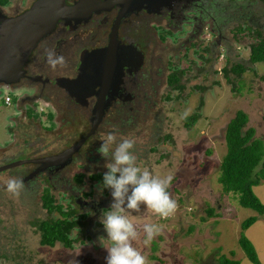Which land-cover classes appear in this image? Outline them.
I'll list each match as a JSON object with an SVG mask.
<instances>
[{"label":"rangeland","instance_id":"obj_1","mask_svg":"<svg viewBox=\"0 0 264 264\" xmlns=\"http://www.w3.org/2000/svg\"><path fill=\"white\" fill-rule=\"evenodd\" d=\"M219 1L227 4L230 0L214 2ZM234 1L242 2L245 8L240 10L242 16L264 32V2ZM224 12L230 15L229 20L222 19L227 21L222 27V39L218 34L208 32L206 27L190 39L188 32L191 29L185 30L186 25L181 30L173 28L176 32L170 33V38L172 36L174 40L166 43L167 49L159 47L156 53L161 58H153V80L150 82L155 83L159 79V84L155 85L151 104L146 109L134 111L129 126L117 127L118 139L135 141L138 167L148 169L155 177L173 176L168 188L177 205L173 215L162 219L144 206L139 212H125L140 233L133 244L145 256L147 264H215L221 256L235 259L238 264H252L237 242L241 221L252 215L257 218L243 230V234L253 245L260 264H264V211L257 215L255 211L240 206L235 199L236 194L223 193L216 180L225 152V125L236 110L243 111L247 116L244 128H253L254 137L260 138L264 144V62L250 64L247 61L248 42L252 36L242 31L234 38L231 27L236 23L231 20L235 18V13L231 9ZM205 24L212 26L208 19L203 21L202 26ZM176 35L179 39H175ZM215 36L221 42L217 41L213 52L207 54L203 47ZM226 56L230 63L239 61L247 68L239 76L227 72L230 82L223 78L221 72ZM173 69L183 71L180 75L183 88L180 90L172 89L165 82L166 74ZM2 89L0 87V144L9 139L7 129L17 128L20 119L15 114L17 98L14 92L9 91L11 101L6 106L1 100ZM193 112H197V120L190 128H185L182 117ZM34 136H28L26 132V135L17 137L16 142L23 147L21 142L31 143V146L25 144L27 152L32 147H45L53 142L40 129L35 130ZM94 141L95 144L90 142L89 145L100 144L98 138ZM55 145H63L60 135ZM19 157L21 155L17 154L11 161ZM64 176L68 178L67 174ZM7 180L0 175V264H106V247L111 241L99 222H93L88 229L91 242L87 240L82 245H74L73 249H61L59 243L53 248L39 245L38 233L26 218L32 213L44 216L39 208L40 200L38 196L28 200L5 194L4 183ZM61 188L55 189L59 191ZM86 188L87 184L81 189ZM252 191L264 204V179L253 186ZM54 199L64 206L63 198L55 196ZM208 209H212L211 214H207ZM53 215L57 216L55 212ZM97 218L101 220L102 217ZM145 224H153L160 229L147 243L143 233ZM93 227L102 229L91 234Z\"/></svg>","mask_w":264,"mask_h":264},{"label":"flooded vegetation","instance_id":"obj_2","mask_svg":"<svg viewBox=\"0 0 264 264\" xmlns=\"http://www.w3.org/2000/svg\"><path fill=\"white\" fill-rule=\"evenodd\" d=\"M35 1L0 0V39L8 38V41L12 35L22 40L21 34L29 37L30 32L35 30L29 21L21 26V34L16 30L9 33L5 22L27 12ZM209 1L216 4L215 0ZM77 2L81 3L79 11L56 18L52 26L34 40L22 61L21 75L7 84L0 82V87L4 88L2 103L10 105L9 91H13L17 98L15 114L20 116L18 127L7 129L9 139L0 144V175L7 179L23 180L24 189L19 196H15L17 199L32 200L38 196L40 200L45 190L53 199L55 196L63 198V208L74 210L73 217L77 221L69 232V237L74 241L69 247L58 241L52 246H44L53 248L59 243L61 249L69 250L87 240L91 242L88 229L93 222L101 223L97 216L103 217L110 211L112 197L102 185L107 161L97 152L102 143L99 139H103L106 133L119 132L117 127L129 126L133 112L146 109L151 104L152 93L159 84V79L156 84L150 82L153 80V58H161L156 53L159 47L167 49L166 43L174 40L172 36L170 38V33L176 32L173 28L181 30L186 25L185 30L192 31L196 14L209 13L205 0H165L153 6L133 1L119 3L117 0L63 1L66 6H73ZM241 3H232V12L243 11L245 8ZM228 4L222 6L227 9ZM222 11L225 13V10ZM225 14L226 18L230 15ZM208 16L206 19L212 25L216 15ZM207 25L204 27L208 32L218 30ZM112 31L114 39L109 44ZM174 37L179 39L178 35ZM48 52L62 57L63 63L50 66ZM154 73L157 74L156 71ZM107 78L109 82L106 84ZM101 91H104L102 98L106 103L99 120L92 126V111ZM5 97L8 98L7 102L4 101ZM37 129L43 131L49 141L52 138L53 142L45 147L35 144L38 147H32L27 152L25 144L31 146V143L23 141V147L16 142L17 137L26 135V132L28 136L35 137ZM58 135L62 137V146L55 145ZM95 138L100 144L90 146V142L96 143ZM72 146L76 148L65 162L50 163L44 167L39 162ZM17 154L21 157L11 161ZM6 160L10 162L4 163ZM86 184L87 188L81 189ZM59 187H62L59 191L55 189ZM39 208L44 216H34L32 213L26 218L38 233V239L39 230L32 223L46 216L41 200ZM100 229L102 227H93L91 234Z\"/></svg>","mask_w":264,"mask_h":264},{"label":"trees","instance_id":"obj_3","mask_svg":"<svg viewBox=\"0 0 264 264\" xmlns=\"http://www.w3.org/2000/svg\"><path fill=\"white\" fill-rule=\"evenodd\" d=\"M253 1L264 2V0ZM223 2L224 1H219V3L212 4V1L207 0L209 11L212 9L211 13L209 12L208 14L212 15L214 13L216 15V21H212L211 28H218L214 33L218 34L220 39L223 38L221 36L222 27L225 25L224 23L227 22L224 20L222 21V19L229 20V17L226 18V14L222 11L226 10V8L222 6ZM232 3L236 4L234 0H230L228 4L229 8L227 7V9L232 8ZM234 13V22L236 26L231 27L234 38L242 31L252 36L248 42L247 61L250 64L264 62V32L260 27L250 24L246 16H242L240 10ZM208 14L207 16L203 13L202 15L196 14L190 37H196L198 35V32L202 28L203 21L206 20L205 18L209 17ZM218 37L215 36V40L203 47L207 54L213 52V46L215 44L217 45V41H220ZM245 69H247L246 66L239 61L230 63L227 56L225 57L224 65L221 66L222 76L229 82L230 78L227 72L239 76ZM182 72L181 69H173L167 73L166 83L172 89L180 90L183 88V85L180 83V75ZM196 120L197 112H193L191 115L182 117V124L185 128H190ZM246 122V114L241 110H236L234 115L226 123L224 129L225 152L218 166L219 172L216 180L220 184L223 193L231 192L236 194L235 199H237L240 206L249 208L260 215L264 211V204L253 193L252 187L257 185L260 180L264 179V144L260 138L254 137L253 128H244ZM76 181H78V179ZM40 200L41 207L45 209L46 216L32 223H35L36 228L39 230L38 243L40 245L52 246L54 242L58 241L63 246L69 247L74 241V239L69 237V232L77 222L73 217L74 210L64 209L46 190L44 194L41 195ZM53 211L57 216L51 215ZM206 212L207 214H211L212 209H208ZM255 220L256 216L252 215L241 221L237 242L248 261L252 264H259L253 245L243 234V230L249 227ZM3 255L6 257L5 254ZM215 264H238V261L221 256Z\"/></svg>","mask_w":264,"mask_h":264},{"label":"clouds","instance_id":"obj_4","mask_svg":"<svg viewBox=\"0 0 264 264\" xmlns=\"http://www.w3.org/2000/svg\"><path fill=\"white\" fill-rule=\"evenodd\" d=\"M47 57L52 67L63 63V58L55 56L54 52H48ZM118 135L115 131L107 133L97 149L107 161L102 185L112 197L110 211L101 218L107 239L111 241L110 246L106 247L108 254L105 260L106 264H147L145 256L133 244L140 233L125 212H139L144 206L162 219L169 218L177 207L168 191L173 176L160 178L153 176L148 169L142 170L136 165L135 141L118 139ZM23 189L22 179L10 178L6 181V191L13 196H19ZM159 231L156 225L145 224V243Z\"/></svg>","mask_w":264,"mask_h":264},{"label":"water","instance_id":"obj_5","mask_svg":"<svg viewBox=\"0 0 264 264\" xmlns=\"http://www.w3.org/2000/svg\"><path fill=\"white\" fill-rule=\"evenodd\" d=\"M63 1L64 0H36L27 12L19 17H16L12 20L9 19L8 22H5L9 28V33L16 30V33L19 32V34H21V26H25L28 21L32 26H35V30L30 32V38L23 37V34H21L23 38L22 40L13 37L12 35L9 36L10 40L8 41V38L2 37L0 39V82L7 84L21 75L22 61L26 57L28 48L39 35L43 34L52 26L56 18L69 15L70 13L74 14L79 11L81 3L77 2L73 6H66L64 5ZM79 1L81 2L82 0ZM164 1L165 0H117L119 3L136 2L145 3L146 5L150 6L160 4ZM1 31L2 30H0V32ZM113 35L114 31H112L109 36V44H111L112 40L114 39ZM13 54L19 55L13 56ZM105 78L106 76H104V79ZM109 78H107L106 84L109 82ZM103 92L104 91H101V94L98 95V101L96 102L92 111V126L95 125V123L99 120L102 109L106 103V101H104L102 98ZM75 148V146L66 148L56 155L40 159L39 162L42 163L43 167L49 165L50 163L59 164L65 162L68 157H70V154L75 150Z\"/></svg>","mask_w":264,"mask_h":264},{"label":"built area","instance_id":"obj_6","mask_svg":"<svg viewBox=\"0 0 264 264\" xmlns=\"http://www.w3.org/2000/svg\"><path fill=\"white\" fill-rule=\"evenodd\" d=\"M7 99H8V98H7V97H5V98H4V101H5V102H7Z\"/></svg>","mask_w":264,"mask_h":264},{"label":"crops","instance_id":"obj_7","mask_svg":"<svg viewBox=\"0 0 264 264\" xmlns=\"http://www.w3.org/2000/svg\"><path fill=\"white\" fill-rule=\"evenodd\" d=\"M256 213V212H255ZM257 214V213H256ZM258 215V214H257ZM257 218V217H256ZM259 264H260V261H259Z\"/></svg>","mask_w":264,"mask_h":264}]
</instances>
